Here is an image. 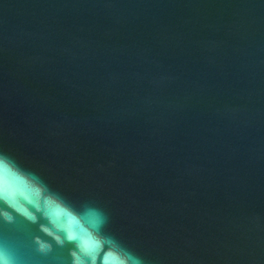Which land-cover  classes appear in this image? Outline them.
Wrapping results in <instances>:
<instances>
[{
  "label": "water",
  "instance_id": "obj_1",
  "mask_svg": "<svg viewBox=\"0 0 264 264\" xmlns=\"http://www.w3.org/2000/svg\"><path fill=\"white\" fill-rule=\"evenodd\" d=\"M0 153L147 264H264V0H0Z\"/></svg>",
  "mask_w": 264,
  "mask_h": 264
},
{
  "label": "clouds",
  "instance_id": "obj_2",
  "mask_svg": "<svg viewBox=\"0 0 264 264\" xmlns=\"http://www.w3.org/2000/svg\"><path fill=\"white\" fill-rule=\"evenodd\" d=\"M16 178L32 195L9 198L5 192L9 178ZM42 178L22 169L6 153H0V229L15 230L18 222L35 226L31 243L40 257L55 249H67L70 264H147L146 260L104 231L107 215L84 203L70 206L58 193L48 192ZM0 264H21L14 250L5 243L0 248Z\"/></svg>",
  "mask_w": 264,
  "mask_h": 264
}]
</instances>
